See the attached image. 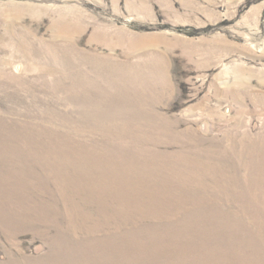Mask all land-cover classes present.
Segmentation results:
<instances>
[{"label":"rangeland","instance_id":"rangeland-1","mask_svg":"<svg viewBox=\"0 0 264 264\" xmlns=\"http://www.w3.org/2000/svg\"><path fill=\"white\" fill-rule=\"evenodd\" d=\"M0 264H264V0H0Z\"/></svg>","mask_w":264,"mask_h":264}]
</instances>
